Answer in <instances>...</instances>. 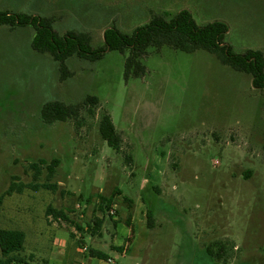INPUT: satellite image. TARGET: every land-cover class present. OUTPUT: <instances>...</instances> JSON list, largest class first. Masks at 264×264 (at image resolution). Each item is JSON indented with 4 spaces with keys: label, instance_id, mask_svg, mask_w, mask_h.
Returning a JSON list of instances; mask_svg holds the SVG:
<instances>
[{
    "label": "rangeland",
    "instance_id": "1",
    "mask_svg": "<svg viewBox=\"0 0 264 264\" xmlns=\"http://www.w3.org/2000/svg\"><path fill=\"white\" fill-rule=\"evenodd\" d=\"M183 9L199 25L225 22L236 53L264 52V0H0L2 11L53 18L60 35L89 34L94 48L107 28L131 33ZM34 34L0 26V196L13 177L34 181L31 163L61 161L53 179L46 165L38 178L56 192L26 189L0 207V228L25 233L23 264H107L91 248L113 264H264V92L252 76L208 51L165 45L142 57V76L126 79L128 52L112 50L97 61L69 58L64 80L60 64L32 48ZM88 96L99 99L94 113L86 106L78 121H42L44 104ZM105 112L121 153L99 133ZM109 197L113 217L102 206ZM217 241L229 243L221 260L207 252Z\"/></svg>",
    "mask_w": 264,
    "mask_h": 264
},
{
    "label": "trees",
    "instance_id": "2",
    "mask_svg": "<svg viewBox=\"0 0 264 264\" xmlns=\"http://www.w3.org/2000/svg\"><path fill=\"white\" fill-rule=\"evenodd\" d=\"M54 19L43 17L38 14L24 12H11L0 10V26H7L11 29L18 27L32 26L35 34L32 41V48L43 54H50L59 64L61 78L66 79L72 73L66 65V61L78 56L83 59L97 61L102 59L108 51L117 50L121 53L128 52L125 61V78L142 76L146 68L142 63V57L146 55L149 48L159 50L168 45L174 49L184 52L205 50L217 56L225 65L232 69L252 76L254 88L264 92V52L261 50L249 49L243 53H236L230 45L225 43L228 32V25L220 20H215L199 25L193 14L183 9L171 17L155 14L149 23L137 27L131 33H124L117 27L107 28L104 32V45L94 48L91 45L90 35L76 31H68L60 35L53 27ZM99 105L96 96H88L80 104H67L62 101H51L41 109V119L45 124H52L57 121L76 120L81 115V109L88 106V111L94 113V108ZM99 133L109 147L117 153L122 151V137L118 132L110 113L102 114L99 123ZM128 160H132L127 156ZM60 159L55 158L50 163L41 159L39 162L30 164L34 170V181L24 183L13 177L9 188L0 196V207L6 196L13 193H23L26 189L38 191L48 189L53 192L58 190V184L51 181L39 182L42 174V166L46 165L48 179H53L56 168L60 165ZM131 207L133 202L125 197ZM103 209L110 212L113 204V197L103 198ZM109 214V213H108ZM48 215L64 217L62 210L49 206ZM113 217L112 214H109ZM148 227H154V217L151 212L147 213ZM103 218L95 220L96 230H100ZM130 224V219L128 220ZM95 230V229H94ZM26 236L20 230H8L0 228V264H23L22 251L25 247ZM229 243L217 241L207 247L209 255L217 260L223 259L226 255ZM91 256L98 257L106 262L109 257L99 250L91 249Z\"/></svg>",
    "mask_w": 264,
    "mask_h": 264
},
{
    "label": "crops",
    "instance_id": "3",
    "mask_svg": "<svg viewBox=\"0 0 264 264\" xmlns=\"http://www.w3.org/2000/svg\"><path fill=\"white\" fill-rule=\"evenodd\" d=\"M101 231H102V230H99V231H98V235H100V236H101V234H102ZM58 241H60L61 246H62L64 243H65V244L67 243V245L69 244V242H68L67 240H63V239H62V240H60V239H56V240L54 241V243L57 244ZM66 241H67V242H66ZM84 242H85V240H84ZM66 248H67V247H66ZM91 249H95V248H91ZM96 250H98V249H96ZM99 251H101V250H99ZM88 264H93V263H92V261L88 260ZM104 264H105V263H104Z\"/></svg>",
    "mask_w": 264,
    "mask_h": 264
},
{
    "label": "built area",
    "instance_id": "4",
    "mask_svg": "<svg viewBox=\"0 0 264 264\" xmlns=\"http://www.w3.org/2000/svg\"><path fill=\"white\" fill-rule=\"evenodd\" d=\"M113 213H114V210L112 209V210H111V214L113 215ZM82 250H83V251H87V250H88V247H87V246H84V247H82ZM113 262H114V260H113L112 258H109L108 261H107L106 263H107V264H110V263L113 264Z\"/></svg>",
    "mask_w": 264,
    "mask_h": 264
}]
</instances>
